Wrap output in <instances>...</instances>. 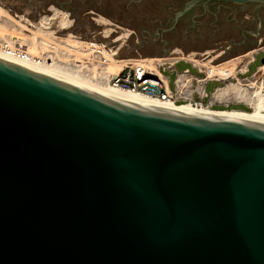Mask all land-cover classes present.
I'll return each instance as SVG.
<instances>
[{"label": "water", "instance_id": "water-1", "mask_svg": "<svg viewBox=\"0 0 264 264\" xmlns=\"http://www.w3.org/2000/svg\"><path fill=\"white\" fill-rule=\"evenodd\" d=\"M0 264H264V119L0 58Z\"/></svg>", "mask_w": 264, "mask_h": 264}, {"label": "rangeland", "instance_id": "rangeland-1", "mask_svg": "<svg viewBox=\"0 0 264 264\" xmlns=\"http://www.w3.org/2000/svg\"><path fill=\"white\" fill-rule=\"evenodd\" d=\"M188 1L0 0V5L15 15L25 16L33 23H38L45 15H52L56 10L66 11L73 19V25L70 29H57L58 35L71 31L85 40H102L106 37L104 26L97 20L100 16L106 17L132 31L119 51L121 57H169L175 50L181 49L186 54L195 51L198 57L209 58L223 52L217 56V62H223L264 45V11L254 15L257 2L240 4L227 1L219 11L216 6L205 8L198 3L176 22V14ZM246 13H249L251 19L244 17ZM244 31L248 32L245 39L242 36ZM117 36L118 33L114 32L111 37H107V41L119 47L121 42L115 41ZM263 59L264 51H261L250 64L248 72L241 77L256 71L263 64ZM186 69L198 74L196 68L184 61L177 63L174 71L163 68V73L174 87L177 71ZM220 84L209 82L206 86L208 94ZM228 108L245 109L242 104ZM249 108L252 110V107Z\"/></svg>", "mask_w": 264, "mask_h": 264}, {"label": "bare ground", "instance_id": "bare-ground-1", "mask_svg": "<svg viewBox=\"0 0 264 264\" xmlns=\"http://www.w3.org/2000/svg\"><path fill=\"white\" fill-rule=\"evenodd\" d=\"M97 20L104 26V36L111 37L114 32L118 33L115 41H120L121 44L119 47L114 48V50L116 53H119L121 47L132 33L131 29L124 28L106 17L100 16ZM72 25L73 19L66 11L56 10L52 15H45L38 23H33L25 16L19 14L15 15L4 8V6L0 5V44H3L4 41L11 44L10 51L0 46V58L86 86L116 99L158 108L264 119V85L262 84L264 79L258 77V74L248 79H240L237 77L238 69L244 70L248 60L250 61L255 57V51L257 52L259 48L219 63H214L212 60L217 59V56H220L223 52L210 56V58L207 57L206 59L198 57L196 55L198 53L195 51L186 54L181 49L175 50L179 54L171 57H118L111 55L110 62L106 69L109 73L119 72L128 59L141 62L159 73H161L158 67L159 62L166 60L173 61L176 58L191 60L196 65L205 66L208 70H212V76L217 75L219 79L226 80V84L220 86L214 92V97L218 99L233 97L236 100L246 101L254 108L251 111L242 109L219 110L206 105L195 106L189 102L178 104L160 100L140 92L115 88L106 81L98 78L94 79L83 74L70 63L69 57L70 53H74L77 56L80 55V50H82L81 46L88 39L85 40L80 38L71 31H68L65 35H58L57 33V29H70ZM16 42L26 45L28 49L23 51L22 48H17L15 46ZM41 52H49L52 61L44 60L39 62L29 56V54L37 56ZM208 53L210 54V51ZM243 57H247V59H243ZM260 71V74H263L264 64L260 68ZM232 77L237 78L238 81H232ZM186 78L184 74H180V81L185 82ZM188 85L187 83V86Z\"/></svg>", "mask_w": 264, "mask_h": 264}, {"label": "built area", "instance_id": "built-area-1", "mask_svg": "<svg viewBox=\"0 0 264 264\" xmlns=\"http://www.w3.org/2000/svg\"><path fill=\"white\" fill-rule=\"evenodd\" d=\"M0 46H3V48L7 49L8 51L11 50V44L7 41H4V43L0 44ZM15 46L17 48H22L23 51L28 49L26 45H23L20 42H16ZM81 47L82 50H80V55L77 56L74 53H70L69 61L83 74L91 78H98L106 81L115 88H121L132 92H140L150 97L178 104L189 102L195 106L206 105L212 108H214V106L217 104L216 100H212L213 94H211V98L208 100V102L204 103L203 100L208 97V93L203 87L210 81L219 82L224 80L219 79L217 75L212 76V70H208L205 66L202 67L200 65H196L191 60H187L185 58H176L173 61L166 60L159 62L158 67L159 71L161 72L159 73L145 66L141 62H135L131 59H128L126 64L123 65L119 72L109 73L106 71V69L110 62L111 55L121 57L120 52L116 53L114 50L117 45L110 44V42L107 41V37H104L102 40L88 39ZM258 48L259 50L255 52V57L250 60V63L255 61L256 55L259 52L264 51V45ZM172 54L173 55L170 56L177 55L176 52ZM29 56L39 62L44 60L50 62L52 61L49 52H41L37 56L29 54ZM201 57L207 58L204 56ZM217 59L212 61L214 63H219L217 62ZM245 59H247V57H245ZM181 61L190 63L194 68L197 69L198 74L192 73L190 69L177 71L176 77L174 79V88H171L167 78L165 77V74L163 73V68L174 71L176 69V64ZM262 65H259L256 71L251 73L249 76L243 77L242 79L254 77L256 74H258V77L264 79V72L263 74H260V68ZM246 72H248V70H238L240 75ZM180 74H184L187 77L185 82L180 81ZM231 79L238 81L235 77H232ZM187 83L189 84L188 86ZM196 93L199 95V99L195 98ZM225 106L229 107L230 102L225 103Z\"/></svg>", "mask_w": 264, "mask_h": 264}, {"label": "crops", "instance_id": "crops-1", "mask_svg": "<svg viewBox=\"0 0 264 264\" xmlns=\"http://www.w3.org/2000/svg\"><path fill=\"white\" fill-rule=\"evenodd\" d=\"M257 50L258 49V47L257 48H254V49H251V50H249V51H247V52H245V53H243V54H246V53H249L250 51H252V50ZM256 52V51H255ZM242 55V54H241ZM240 55V56H241ZM256 59V58H255ZM253 62H251L250 63V61L248 60V62L246 63V68L244 69V70H248L249 69V66H250V64H252ZM239 70V69H238ZM241 70H243V69H241ZM243 70V71H244ZM240 71V70H239ZM242 75H240L238 72H237V77H239L240 79H242L243 77H241ZM165 77L167 78V76L165 75ZM167 80H168V82H169V85H170V87L171 88H174V87H172L171 86V83H170V80H169V78H167ZM259 80V79H258ZM260 81V80H259ZM210 82H214V81H210ZM209 83V82H208ZM207 83V84H208ZM219 83H221L220 85H218V86H216L215 87V89L211 92V94H213L214 95V92L220 87V86H223V85H225L226 84V80H224V81H219ZM207 84H205L204 85V89H205V91L207 92V89H206V86H207ZM262 84L264 85V81H262ZM208 93V92H207ZM211 94L209 95L208 94V97L207 98H205L203 101H204V103H207L208 102V100L211 98ZM195 98L196 99H199V95L196 93L195 94ZM206 100V101H205ZM212 100H216L217 101V104L215 105V106H222V108H228V107H226L225 106V103H227V102H230V106L231 105H234V104H242L244 107H245V109L244 110H249L250 108L249 107H252L250 104H248L246 101H240V100H236V99H234L233 97H230V98H222V99H218V98H216V97H214V96H212ZM214 106V108H216ZM217 108H221V107H217ZM233 109H237V108H233ZM254 108L252 107V110H253ZM243 110V109H242ZM251 111V110H250Z\"/></svg>", "mask_w": 264, "mask_h": 264}, {"label": "flooded vegetation", "instance_id": "flooded-vegetation-1", "mask_svg": "<svg viewBox=\"0 0 264 264\" xmlns=\"http://www.w3.org/2000/svg\"><path fill=\"white\" fill-rule=\"evenodd\" d=\"M231 2V1H230ZM227 3V1L224 0H211L209 2H207L206 0L200 1L199 4H201L203 7L205 8H210L212 6H216V9L219 11L221 9H223L224 5ZM237 3V2H234ZM251 2H247V3H240V4H250ZM264 11V4H260L257 2L256 4V8H255V12L254 15H256L257 13H261ZM249 14V13H248ZM247 13L244 15V17L246 19H251V16L248 15ZM254 17V16H253ZM248 35V32L246 33V31H244L242 33L243 38L245 39L246 36ZM264 37V36H263Z\"/></svg>", "mask_w": 264, "mask_h": 264}, {"label": "trees", "instance_id": "trees-1", "mask_svg": "<svg viewBox=\"0 0 264 264\" xmlns=\"http://www.w3.org/2000/svg\"><path fill=\"white\" fill-rule=\"evenodd\" d=\"M214 109L222 110V109H233V108H214ZM243 110H244V109H243ZM247 111H250V110H247Z\"/></svg>", "mask_w": 264, "mask_h": 264}]
</instances>
